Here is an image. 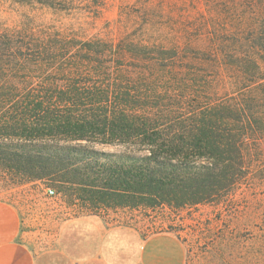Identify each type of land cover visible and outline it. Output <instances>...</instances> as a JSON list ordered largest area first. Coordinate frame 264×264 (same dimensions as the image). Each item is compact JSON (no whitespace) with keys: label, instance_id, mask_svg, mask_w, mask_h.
<instances>
[{"label":"trees","instance_id":"16d2710c","mask_svg":"<svg viewBox=\"0 0 264 264\" xmlns=\"http://www.w3.org/2000/svg\"><path fill=\"white\" fill-rule=\"evenodd\" d=\"M210 1L219 31L165 42L135 16L93 26L92 0H10L0 174L90 215L227 199L264 144V0Z\"/></svg>","mask_w":264,"mask_h":264},{"label":"rangeland","instance_id":"374dc122","mask_svg":"<svg viewBox=\"0 0 264 264\" xmlns=\"http://www.w3.org/2000/svg\"><path fill=\"white\" fill-rule=\"evenodd\" d=\"M98 6L101 11L95 14ZM13 10L10 0H0V24L12 20ZM83 11H88L89 21L97 28L109 22L115 27L114 34L135 16L138 25L149 28L148 36L165 42L173 36L206 37L213 29L219 31L221 23L210 0H92ZM94 148L108 153L123 150L118 146ZM255 150L248 180L219 203L182 210L161 207L99 214L107 215L111 222H133L143 235L159 231L176 234L186 249L185 264H264V144ZM48 189L54 194L50 196ZM0 202L18 212L22 220L18 241L33 251L53 248L63 225L90 216L79 202L67 203L49 186H17L5 174H0Z\"/></svg>","mask_w":264,"mask_h":264},{"label":"crops","instance_id":"0c3cea01","mask_svg":"<svg viewBox=\"0 0 264 264\" xmlns=\"http://www.w3.org/2000/svg\"><path fill=\"white\" fill-rule=\"evenodd\" d=\"M90 215L63 225L53 248L33 251L20 243L22 220L0 202V264H185L186 249L176 234L143 235L132 223Z\"/></svg>","mask_w":264,"mask_h":264},{"label":"built area","instance_id":"2783aa9c","mask_svg":"<svg viewBox=\"0 0 264 264\" xmlns=\"http://www.w3.org/2000/svg\"><path fill=\"white\" fill-rule=\"evenodd\" d=\"M47 193H48L50 196L54 194L53 190H51V189H48V190H47Z\"/></svg>","mask_w":264,"mask_h":264}]
</instances>
